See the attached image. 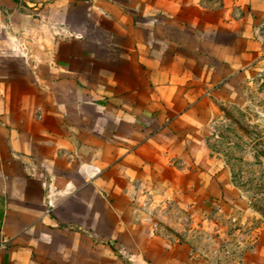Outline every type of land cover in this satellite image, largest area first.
Segmentation results:
<instances>
[{
	"label": "crops",
	"instance_id": "0c3cea01",
	"mask_svg": "<svg viewBox=\"0 0 264 264\" xmlns=\"http://www.w3.org/2000/svg\"><path fill=\"white\" fill-rule=\"evenodd\" d=\"M263 28L264 0H0V264H202L149 210L244 220L212 142Z\"/></svg>",
	"mask_w": 264,
	"mask_h": 264
},
{
	"label": "rangeland",
	"instance_id": "374dc122",
	"mask_svg": "<svg viewBox=\"0 0 264 264\" xmlns=\"http://www.w3.org/2000/svg\"><path fill=\"white\" fill-rule=\"evenodd\" d=\"M262 32L264 34V28ZM262 80H258L255 88L250 85L241 99L218 108L214 124V155L228 167L230 178L238 187L247 210L244 220L214 219L211 224L201 219L195 224L188 219L186 211L172 204L149 210L152 219L167 234H173L169 239L185 244L190 249L186 253L193 254L202 264H233L238 256L236 246H249L264 236V78Z\"/></svg>",
	"mask_w": 264,
	"mask_h": 264
}]
</instances>
